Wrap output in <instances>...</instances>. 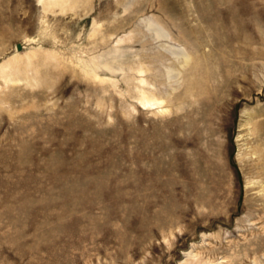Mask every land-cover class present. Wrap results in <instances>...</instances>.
<instances>
[{
	"label": "rangeland",
	"instance_id": "obj_1",
	"mask_svg": "<svg viewBox=\"0 0 264 264\" xmlns=\"http://www.w3.org/2000/svg\"><path fill=\"white\" fill-rule=\"evenodd\" d=\"M0 264H264V0H0Z\"/></svg>",
	"mask_w": 264,
	"mask_h": 264
},
{
	"label": "bare ground",
	"instance_id": "obj_2",
	"mask_svg": "<svg viewBox=\"0 0 264 264\" xmlns=\"http://www.w3.org/2000/svg\"><path fill=\"white\" fill-rule=\"evenodd\" d=\"M143 100H144L143 104H146V103H148V101H146L145 99H143Z\"/></svg>",
	"mask_w": 264,
	"mask_h": 264
},
{
	"label": "water",
	"instance_id": "obj_3",
	"mask_svg": "<svg viewBox=\"0 0 264 264\" xmlns=\"http://www.w3.org/2000/svg\"><path fill=\"white\" fill-rule=\"evenodd\" d=\"M20 48V45H18V49Z\"/></svg>",
	"mask_w": 264,
	"mask_h": 264
}]
</instances>
